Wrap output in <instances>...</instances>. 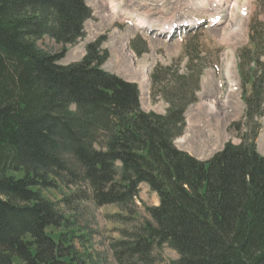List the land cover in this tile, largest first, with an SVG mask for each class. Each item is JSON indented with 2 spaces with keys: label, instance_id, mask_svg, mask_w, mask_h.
Returning a JSON list of instances; mask_svg holds the SVG:
<instances>
[{
  "label": "trees",
  "instance_id": "1",
  "mask_svg": "<svg viewBox=\"0 0 264 264\" xmlns=\"http://www.w3.org/2000/svg\"><path fill=\"white\" fill-rule=\"evenodd\" d=\"M85 1L0 0V264H92L76 249V231L49 232L68 220L43 191L70 184H84L97 207L131 213L142 185L158 196L159 206L146 208L150 219L112 245L118 264H155V249L165 245L178 254L171 264H264L262 78L239 64L241 143L200 161L175 145L198 101L203 71L194 90L185 83L193 61L176 83L164 82L170 67L154 70L152 96L159 87L165 115L143 111L138 85L103 69L104 39L87 45L81 61L60 64L85 37L92 16ZM44 38L62 49H41ZM250 41L244 56L258 52L253 27Z\"/></svg>",
  "mask_w": 264,
  "mask_h": 264
},
{
  "label": "rangeland",
  "instance_id": "2",
  "mask_svg": "<svg viewBox=\"0 0 264 264\" xmlns=\"http://www.w3.org/2000/svg\"><path fill=\"white\" fill-rule=\"evenodd\" d=\"M118 1H85L92 11L91 18L85 24V37L75 46L68 47L60 64L81 61L87 45L104 39L103 49L110 53V58L103 69L138 85L143 111L165 115L169 105L158 94L159 87L155 90L158 96H152L151 76L154 70L170 67L169 72L164 74V82L176 83L185 73L189 61H193L190 66L194 74L185 83L188 90H194L197 73L203 71L198 101L189 106L185 113L187 127L183 136L176 140V147L206 162L227 143L239 145L246 122L245 91L239 64H242L245 75L254 73L262 78L264 95V0H216L217 5L210 11L194 13L188 10L189 6L186 8V3L191 0ZM117 8L129 13L143 12V16L148 15L151 20L169 26L176 21L193 18L201 20V23L172 26V32L163 35L137 28L130 14L125 16L130 19L117 17L112 11ZM217 17L220 22L216 25L213 19ZM251 27L255 29L259 41L258 56L249 52L244 56L243 52L246 48L251 49ZM132 43H136L140 51H145L147 47L148 52L138 56ZM38 45L51 53H58L62 49V45L49 38L39 41ZM257 60L262 66H256ZM227 71H230L232 78H226ZM247 91H250V87ZM239 123L242 132L236 130L238 127L233 128ZM259 123L261 130L256 144L259 153L264 156V117ZM140 189L134 213L118 206L97 207L89 200L84 184L61 185L57 191L45 190L43 195L54 202L68 220L67 228L50 229L49 232L71 236L74 235L72 231H76V236H80L79 239L74 238L76 249L82 254H90L92 264H118L112 245L123 239L124 232L135 231L144 219H150L146 208L159 206L158 196L147 185H142ZM153 257L155 264H171L178 259V254L165 245L155 249ZM14 264L21 262L16 258Z\"/></svg>",
  "mask_w": 264,
  "mask_h": 264
},
{
  "label": "bare ground",
  "instance_id": "3",
  "mask_svg": "<svg viewBox=\"0 0 264 264\" xmlns=\"http://www.w3.org/2000/svg\"><path fill=\"white\" fill-rule=\"evenodd\" d=\"M105 1H107L108 2V0H105ZM115 1V0H114ZM120 1H122V3L124 2H127V1H130V0H120ZM120 1H118V2H120ZM133 1V0H132ZM202 1H204V2H202ZM216 0H191V1H189V2H187L186 3V8H188V6H189V8H188V10H190V11H192L193 13L194 12H199V11H210V9H212V7L215 5H217L216 3ZM116 3V2H115ZM130 3V2H129ZM140 3V2H139ZM105 4H106V2H105ZM136 4V3H135ZM107 6V5H106ZM115 6V5H114ZM117 6V5H116ZM115 6V7H116ZM118 6H119V4H118ZM134 6V5H133ZM136 6V5H135ZM113 7V6H112ZM120 7H121V5H120ZM148 7V6H147ZM218 7V6H217ZM113 9V8H112ZM119 8H117V9H115V10H112L113 11V13H115L116 14V16L117 17H119V18H124V19H130L129 17L128 18H126L125 16L127 15V14H130L131 15V19H133L134 21H135V26L137 27V28H141V29H143V30H146V31H150V30H152V31H157V32H160V34H167L168 32H170V31H172V26L174 27V26H180V27H182V25H186V26H193V25H197V24H199V23H201V20H199V19H191V20H189V21H176L175 23H173V24H171L170 26L168 25V24H166V23H164V22H161V21H153V20H151L150 18H149V16L148 15H144L143 16V12H141V14L140 13H138V12H131V13H129L128 11H125V10H118ZM124 9H126V8H124ZM217 9H220L219 7L217 8ZM148 10V9H147ZM132 11V10H131ZM142 11V10H141ZM140 12V11H139ZM138 13V14H137ZM219 18L217 17V18H214L213 19V23L214 24H219V22H220V19H219V21H217ZM160 20V19H159ZM178 23V24H177ZM176 24V25H175ZM195 27V26H194ZM170 35V34H169ZM228 77H231L232 78V76H231V73H230V71H227L226 72V78H228ZM233 99V98H232ZM234 105H235V103H234ZM79 253V252H78ZM90 256V255H89ZM90 260V259H89ZM91 261H89V263H90Z\"/></svg>",
  "mask_w": 264,
  "mask_h": 264
}]
</instances>
